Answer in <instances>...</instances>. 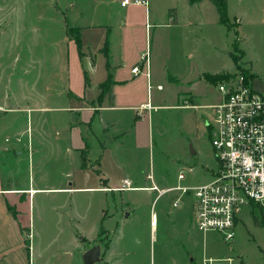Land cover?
Wrapping results in <instances>:
<instances>
[{"label": "rangeland", "instance_id": "374dc122", "mask_svg": "<svg viewBox=\"0 0 264 264\" xmlns=\"http://www.w3.org/2000/svg\"><path fill=\"white\" fill-rule=\"evenodd\" d=\"M226 2L232 26L230 29L217 23L216 10L208 0L197 4V24L189 26L181 19L188 17V14L182 12L185 10L183 0H149L147 9L145 5L137 4H129L121 9L119 0H0V35L9 23L14 29L19 27L20 33L13 31L16 36L25 35L29 40L40 38L36 49L44 48L47 59L54 55L59 47L58 41L64 34L71 39L72 35L66 31L67 26H78L83 30L81 38L84 47L88 43L100 44L102 37L104 39L108 35L109 44L125 52L126 61L119 72L129 80L124 88L127 102L120 99L118 103L135 102L139 105V102H149L154 106H161V109H139V117L146 118L139 120L129 135L119 134L115 143L106 140L107 148L104 149L98 142L102 135L98 131L100 123L95 119L93 129L97 137L92 138L89 143L91 155L100 157V169L107 172L113 182L129 177L133 182L132 186L176 184V176L182 171L187 180L203 183L212 178L217 168L207 122L210 118V105L216 103L219 92L214 82L205 81L201 75L234 72L235 62L229 55L232 52L240 57L237 62L241 69L254 72L250 83L264 94V0ZM172 6L177 7L182 22L178 26L169 21L168 12ZM89 25L99 29L96 31L99 36L96 33L93 38H89L91 31L83 28ZM98 27H102L104 32ZM6 35L9 37L11 33ZM1 40L8 44L15 41L13 37ZM146 50L149 53L147 59L150 78L139 73L130 81L132 64L137 62L142 72H145L141 52L145 53ZM9 52L10 45L0 44V54L7 56ZM69 56L72 64H76L74 44L70 47ZM14 68L18 71L21 67L16 65ZM74 79L77 80L76 76ZM157 84L161 85V89H156ZM186 87L193 92V103L198 105L195 108L182 107L186 105ZM208 104L210 105L207 106ZM132 111L123 109L122 116L118 118L108 114L109 118L119 120L117 128L110 133L117 135L119 131L129 129ZM142 111H146V116ZM148 123L150 138L146 134ZM195 149L196 152H193ZM189 168L191 172H188ZM94 183L97 184V181ZM164 194L166 195L158 201L156 210L159 206L163 208L171 195ZM107 195L108 193L99 192L76 193L72 199V208L77 204L83 211L86 207L91 220L96 214L99 201ZM114 195V205H126V212L131 211L132 214L119 220L111 232L100 234L99 240L105 246L110 234L113 258L108 264H168L170 255L184 245V239L179 237L175 219L164 223L170 233H166L165 229L161 231L160 225L156 233L151 231L149 206L156 192L119 191ZM105 200V206L110 207V197L107 196ZM54 205H57V201L37 194L29 211L33 217L30 227L36 236L35 240L48 243L52 253L57 249L58 244L54 243L53 238L58 233L59 225L66 227L65 220L61 222L60 214L52 210ZM241 207L232 239L224 242L219 232H208L211 238L208 253L217 258L230 256L238 261L239 257L248 264H261L264 261L259 250L260 246L264 247L261 212L257 206L246 204ZM29 212L26 208L23 217L26 221ZM112 223L115 225L114 221ZM197 256L201 258V253ZM199 263L197 260L196 264ZM73 264L83 263L76 257Z\"/></svg>", "mask_w": 264, "mask_h": 264}, {"label": "crops", "instance_id": "0c3cea01", "mask_svg": "<svg viewBox=\"0 0 264 264\" xmlns=\"http://www.w3.org/2000/svg\"><path fill=\"white\" fill-rule=\"evenodd\" d=\"M148 1L146 5L144 4L146 9ZM183 1L185 10L182 12L188 14V17L181 19L187 26L192 23L196 25L197 4L207 0ZM119 7L124 9L127 6H120L119 0ZM168 13L169 21L175 26L182 24L176 6L169 8ZM5 27L7 29L0 35V44L10 45V52L7 56L0 54V264H73L76 257L82 260V254L95 245L100 246V257L93 264H108L113 258L110 234L107 246L99 240L100 234L111 232L119 220L132 214L131 211L126 212V205L120 204L119 207L114 205V194L119 191L148 190L147 186L139 185H133L135 187L133 189L117 190L124 179L130 180V178L124 177L118 182H113L111 176L100 169V157L92 156L89 151L90 141L97 137L93 129L95 119L100 123L98 131L102 135L100 139H96L104 149L107 148L106 140L115 143L119 134L129 135L136 128L139 120L146 118L139 117L141 114L139 107L146 103L139 102V105L135 102L118 103L120 99L127 102L124 88L129 80L119 72L126 61L125 52L112 47L108 42V35L104 39L102 37L100 44L88 43L85 44V48L81 38L83 30L78 26H69L79 29L80 48L72 37L68 39L67 34H64L58 41L59 47L54 55L47 59V51L44 48L36 49L40 38L29 40L25 35L16 36L15 31L20 33V29L19 27L14 29L11 23ZM69 27H66V31ZM83 28L92 33L86 38L88 36L93 38L96 33L99 36L96 32L99 29L93 28L92 25ZM9 32L11 35L8 37L6 34ZM108 33L107 29L106 34ZM4 37H13L15 41L9 44L7 41L2 43L1 39ZM105 41L106 56L102 51ZM72 44L76 46V64L70 61ZM147 50L145 53L148 55ZM145 53L141 52L142 56ZM107 61L109 68L106 66ZM136 63L131 65L130 70ZM16 65L21 67L20 70L16 71L14 68ZM251 68L253 69V63ZM252 73L254 72L251 71L250 74ZM145 76L149 79L151 74ZM201 76L203 78V74ZM129 77L131 81L136 75L130 71ZM156 89H161V85L157 84ZM184 93L186 105L182 107L192 109L198 106L193 103V92L189 87H186ZM220 98L219 93L216 103ZM151 106L153 109H161V106L152 104ZM123 109L133 110L129 118L131 127L114 135L110 132L117 128L119 120H113L107 115H115L118 118L122 116ZM142 113L145 115L146 111ZM204 123L203 127L206 131ZM146 129L147 137L150 138L149 123ZM83 151H85V167L81 166ZM193 152H196V149ZM95 181L97 184L94 183ZM130 181L133 183L132 180ZM178 183L189 187L199 184L194 180H187L185 176L183 179L177 178L176 184L163 186L154 184L158 189H164ZM94 192L108 193L111 203L110 207L105 206L107 201L109 204L105 196L99 201L96 214L89 220L88 209L85 207L83 212L77 204L73 209L72 199L76 193ZM166 193L171 195L168 196L163 208L159 206L158 210L155 209L158 201L166 194L162 196L156 194L151 200L149 224L154 233L159 230V225L162 227L161 231L165 229L166 233H170L164 224L165 221L175 219L178 223L177 231L179 237L184 239V245L170 255L168 264H196L197 260L199 264H203L206 258H217L208 253L211 239L208 232L200 231L192 223L191 195L183 194L179 204L173 207L171 203L180 193L176 191ZM37 194L57 201V205H54L52 210L60 214L61 222L65 220L66 227L59 225L58 233L53 238L54 243L58 244L53 253L50 252L48 243L43 244L35 240L36 236L30 227L33 217L29 211ZM26 208L29 212L28 221L23 218ZM259 250L263 255L264 247L260 246ZM200 253L201 258L197 256ZM226 257L218 256V258ZM237 260L233 258L231 264H248L242 258L238 257ZM261 264H264V261Z\"/></svg>", "mask_w": 264, "mask_h": 264}, {"label": "built area", "instance_id": "2783aa9c", "mask_svg": "<svg viewBox=\"0 0 264 264\" xmlns=\"http://www.w3.org/2000/svg\"><path fill=\"white\" fill-rule=\"evenodd\" d=\"M129 4L146 5L147 0H120L122 7ZM147 56L145 53L141 57L145 72L135 64L130 70L132 74L149 76ZM250 80L251 74L238 67L215 83L221 98L210 105L207 122L210 146L217 162L212 178L192 187L178 183L158 189L153 183L147 188L158 196L169 191L180 193L172 201L173 207L179 204L183 194L191 195L192 223L202 232H219L224 242L233 238L242 205L257 206L261 220L264 219V94ZM146 107L152 108L147 102L139 109ZM183 177L180 171L177 178ZM133 188L131 181L124 179L117 190ZM232 261L231 257L206 258L203 264H231Z\"/></svg>", "mask_w": 264, "mask_h": 264}, {"label": "trees", "instance_id": "16d2710c", "mask_svg": "<svg viewBox=\"0 0 264 264\" xmlns=\"http://www.w3.org/2000/svg\"><path fill=\"white\" fill-rule=\"evenodd\" d=\"M194 1H200V0H194ZM212 2V4L214 5L216 12L218 13V23L224 25L225 27H227L228 29H230L232 26L229 22V17H228V12H227V2L226 0H210ZM79 29L73 28V27H69L67 29V31L70 32V35H72V38L74 39V41L76 42V45L80 48V40H79ZM106 41L104 42V47L102 48V51L104 52L105 56H106ZM230 57L233 58L234 62H235V67L238 68V60L240 59L239 56H237L236 54L230 52L229 53ZM81 56V55H80ZM107 68H109V63L107 61L106 63ZM225 74H221V75H214V74H210V73H204L203 74V78L205 80L217 83V81L221 80L222 77H224ZM81 166L85 167V151L82 152V156H81ZM262 223L264 224V219L262 218ZM263 255H264V251H263Z\"/></svg>", "mask_w": 264, "mask_h": 264}, {"label": "water", "instance_id": "95a60500", "mask_svg": "<svg viewBox=\"0 0 264 264\" xmlns=\"http://www.w3.org/2000/svg\"><path fill=\"white\" fill-rule=\"evenodd\" d=\"M100 246L95 245L82 254L83 264H93L99 260Z\"/></svg>", "mask_w": 264, "mask_h": 264}]
</instances>
